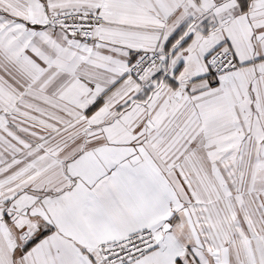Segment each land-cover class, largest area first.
<instances>
[{
	"label": "snow or ice",
	"instance_id": "1",
	"mask_svg": "<svg viewBox=\"0 0 264 264\" xmlns=\"http://www.w3.org/2000/svg\"><path fill=\"white\" fill-rule=\"evenodd\" d=\"M0 264H264V0H0Z\"/></svg>",
	"mask_w": 264,
	"mask_h": 264
}]
</instances>
